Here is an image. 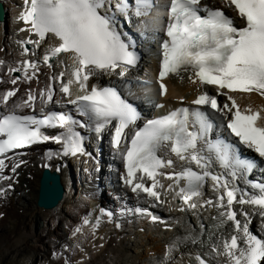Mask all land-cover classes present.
Returning <instances> with one entry per match:
<instances>
[{
	"label": "snow or ice",
	"instance_id": "6c2138e0",
	"mask_svg": "<svg viewBox=\"0 0 264 264\" xmlns=\"http://www.w3.org/2000/svg\"><path fill=\"white\" fill-rule=\"evenodd\" d=\"M24 7L18 20L27 31L38 39L28 38L19 43L23 47L22 55L27 57L29 49L25 45L37 48L45 41L48 44L42 55L43 63L51 68L50 61L68 55L71 63L70 78L65 82V71L53 76V81L60 82L59 92L68 97L66 104L74 105L81 115H88L96 120L97 132L103 131L106 124L115 120L114 146L119 148L124 139L125 129L139 120L140 114L113 88L88 89L90 76L97 72H106L124 76L139 62L135 51V41H125L120 28L121 17L131 21V16H146L154 7L153 0H23ZM225 7H233L243 26H236L233 19L222 9L210 8L202 0H170L168 7L167 39L162 43V60L159 77L161 81L169 75L179 76L181 72H191L188 79L192 83L213 86L217 95L202 92L191 103L207 106L220 113L227 121V128L239 138L240 143L253 149L264 158V107L252 109L249 105L241 108L233 93H258L264 97V0H224ZM131 48V50H130ZM32 55H36L35 52ZM4 61L0 60V67ZM67 69V65L65 66ZM119 69V71H117ZM37 61L23 59L20 67L7 69L8 79L0 78V84L9 83L15 87L0 90V105L8 109L0 118V182L12 180L13 176L4 175L11 161V173L15 174L23 160H16L22 153L13 150L26 149L35 144L53 141L62 144V155H87L84 137L75 128L83 129L87 125L75 120L67 113H58L49 109L43 118L23 114L25 109L36 110L39 98L41 111L48 105H63L62 99H54L55 90L49 85L38 94L31 89L25 97H17L19 83H31L39 72ZM23 72V77L13 75ZM78 87L80 95L72 96L71 86ZM166 93V86L161 82ZM226 90V91H225ZM227 97L223 104L217 96ZM13 97H17L12 100ZM11 101V103H10ZM183 101V97H181ZM163 107V105H160ZM62 129L58 134H45L44 129ZM213 122L202 107L189 109L181 107L162 117L147 120L137 130L123 153L125 175L124 184L134 193L143 192L158 204L166 203L162 195L172 193L189 209L204 205L221 209L219 216L222 223L232 222L236 234L223 240L212 248L216 256H223L225 264H261L264 261V240L251 234L247 221L242 225L237 219V210L233 205H251L260 210L264 216V183L250 184L251 194L230 184L227 178L213 174L210 168L215 157L221 167L230 170L233 179L238 173L248 174L255 167V162L242 159L238 150L222 139L211 140ZM202 144V146H201ZM170 146V152L179 161L195 164L203 171L192 167H182L180 171L165 172L174 169L175 161L158 155L162 146ZM207 152L208 155L203 153ZM52 153L48 152L49 159ZM139 174V175H138ZM213 182V190L223 189L214 203L211 199L200 204L203 197L202 188L206 179ZM151 181L147 186L145 180ZM162 179L172 181L168 185ZM181 181L183 185L181 186ZM7 189L0 187V196L7 194ZM178 188V191L176 190ZM154 205V206H157ZM180 208V211H184ZM138 213L149 216L153 222L160 218L147 209H136ZM111 218L112 213L101 212ZM240 214L245 217L247 212ZM84 225L89 224L87 218ZM99 226V219L93 230ZM116 227H120L117 223ZM82 227L75 229L76 233ZM175 244L167 246L166 255L170 258ZM198 264H210L200 255L196 256Z\"/></svg>",
	"mask_w": 264,
	"mask_h": 264
},
{
	"label": "bare ground",
	"instance_id": "6f19581e",
	"mask_svg": "<svg viewBox=\"0 0 264 264\" xmlns=\"http://www.w3.org/2000/svg\"><path fill=\"white\" fill-rule=\"evenodd\" d=\"M212 1L215 0H204V3ZM217 1L221 2V0ZM4 2L6 19L0 21V60L4 61V64L0 67V72L7 73L9 67H18V62L25 59V56L22 55L23 47L19 42L28 38L35 40L38 37L27 31H20L25 27L18 20L24 7L23 0H4ZM147 25L155 26L152 21H147ZM52 42L45 41L39 48L30 45L28 56L32 60L39 61L48 44ZM150 50L152 55H155V51ZM33 52L36 55H32ZM50 63L53 64L51 68L44 63L38 64L40 70L36 73V77L45 78L46 74L56 76L61 71L66 73L63 65L71 64L72 61L68 55L63 54L58 57V61H50ZM144 65L156 66V62L151 56L149 59L142 60L140 68H143ZM190 75L192 74L186 73L181 77L169 78V87L165 96L169 99L168 102L172 100L175 105L177 103L174 101L175 99L185 97L187 100H191L196 94L214 92L212 86L192 83L188 79ZM20 76L23 77V72H20ZM120 78V75L97 72L90 76L87 82L88 89L108 81L121 83ZM4 79L7 80V78ZM63 80H68L66 74ZM55 83L58 84V81ZM7 86L8 83L0 84V90L7 89ZM78 92L75 91V94ZM233 95L242 108L249 105L258 109L264 107V97L258 93L253 92L247 95L234 93ZM56 96L61 99L63 94L58 90ZM3 111H7V109L0 105V113ZM105 143L107 144V142ZM48 146L49 152H56L52 158H48L47 150L32 151L25 159V163L18 168L17 179L19 182L13 187L12 194L0 199V202H3L0 205V264H76L75 261H85L87 256L97 257L95 264H198L197 255L203 256L211 264H219L223 262L221 259L225 260L223 256H216L212 251L213 246L227 240L228 232H235L231 229L230 221L221 222L223 219L219 216L221 209L207 205L189 209L183 202H176L177 197H174L172 193L162 195V200L166 201V203L160 204L163 223L155 224L152 233L143 231L145 222L139 219L138 228L124 225L118 231L107 232V228L103 229L106 235L99 233L98 237L101 239L98 242L93 235L86 236L88 234L86 229L70 236L74 226L82 218L79 214L94 208L92 204L85 205L83 202V199L89 200L92 190L89 189L88 183H85L77 193L73 188L70 189L69 174L67 170L62 169L64 158L59 156L58 146L53 144ZM105 150H107L106 147ZM105 159L109 160L108 153H105ZM75 160L76 158L70 162ZM45 163L53 169L61 171L65 187L62 200L51 209H43L36 204L40 172ZM104 175H106V170ZM78 180H82V178L75 177L74 181ZM162 181L165 185L169 184L164 179ZM100 185L105 186L106 194H117L113 183H101ZM202 192L203 197L200 198V204L208 199L213 201L214 194H212V189L209 190V184H204ZM180 208L185 210L180 211ZM249 214H260V210L253 207ZM239 217L242 218L243 215L239 213ZM69 221H71L70 224ZM78 242L80 246L86 248L81 253L73 249V243ZM172 244H175L176 247L169 258L166 255V249ZM66 245L69 247L65 249ZM54 250L60 251L62 255L65 254V260L54 255Z\"/></svg>",
	"mask_w": 264,
	"mask_h": 264
},
{
	"label": "water",
	"instance_id": "95a60500",
	"mask_svg": "<svg viewBox=\"0 0 264 264\" xmlns=\"http://www.w3.org/2000/svg\"><path fill=\"white\" fill-rule=\"evenodd\" d=\"M4 19V10L0 4V21ZM63 186L60 175L45 169L40 178L37 205L43 208H53L62 199Z\"/></svg>",
	"mask_w": 264,
	"mask_h": 264
},
{
	"label": "rangeland",
	"instance_id": "374dc122",
	"mask_svg": "<svg viewBox=\"0 0 264 264\" xmlns=\"http://www.w3.org/2000/svg\"><path fill=\"white\" fill-rule=\"evenodd\" d=\"M91 264H95V262L91 263Z\"/></svg>",
	"mask_w": 264,
	"mask_h": 264
}]
</instances>
